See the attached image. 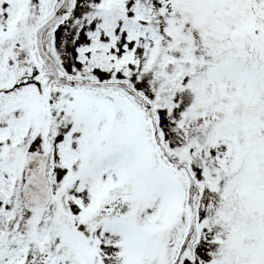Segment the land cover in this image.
Returning <instances> with one entry per match:
<instances>
[{
  "label": "snow or ice",
  "instance_id": "6c2138e0",
  "mask_svg": "<svg viewBox=\"0 0 264 264\" xmlns=\"http://www.w3.org/2000/svg\"><path fill=\"white\" fill-rule=\"evenodd\" d=\"M0 264H264V0H0Z\"/></svg>",
  "mask_w": 264,
  "mask_h": 264
}]
</instances>
